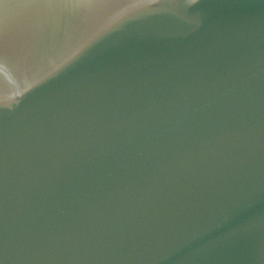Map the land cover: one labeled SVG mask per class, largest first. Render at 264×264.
I'll return each instance as SVG.
<instances>
[{
    "label": "water",
    "instance_id": "1",
    "mask_svg": "<svg viewBox=\"0 0 264 264\" xmlns=\"http://www.w3.org/2000/svg\"><path fill=\"white\" fill-rule=\"evenodd\" d=\"M0 264H264V0H0Z\"/></svg>",
    "mask_w": 264,
    "mask_h": 264
}]
</instances>
